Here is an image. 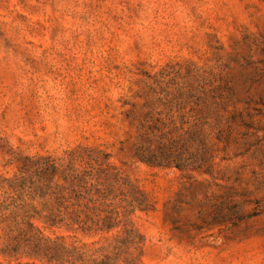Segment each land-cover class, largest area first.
<instances>
[{"label": "rangeland", "instance_id": "rangeland-1", "mask_svg": "<svg viewBox=\"0 0 264 264\" xmlns=\"http://www.w3.org/2000/svg\"><path fill=\"white\" fill-rule=\"evenodd\" d=\"M158 79L214 124L194 169L131 157ZM0 264H264V0H0Z\"/></svg>", "mask_w": 264, "mask_h": 264}, {"label": "trees", "instance_id": "trees-1", "mask_svg": "<svg viewBox=\"0 0 264 264\" xmlns=\"http://www.w3.org/2000/svg\"><path fill=\"white\" fill-rule=\"evenodd\" d=\"M136 94L140 101L130 104L131 108L125 113L134 132L131 157L135 161L152 167H174L186 171L209 159L211 146L208 141L210 132L207 130L211 126L214 128V124L207 117L186 121V81L172 80L163 84L158 79L152 84L140 86ZM187 122L192 123L186 127ZM202 135L198 151L195 143ZM186 148L189 151L187 156ZM43 175L38 179H42ZM74 179L76 178L71 179L70 185L74 183ZM92 185L97 186V192H101L103 196L112 186L103 181ZM27 218L31 220L34 215H28ZM42 219L45 228L55 226L74 230L70 225L71 218H67L65 222L63 214H48L42 216ZM29 224L31 225L30 222ZM35 230L41 233L39 228Z\"/></svg>", "mask_w": 264, "mask_h": 264}]
</instances>
